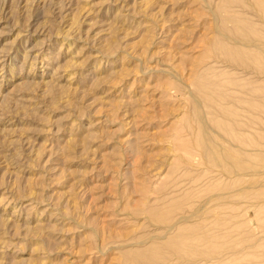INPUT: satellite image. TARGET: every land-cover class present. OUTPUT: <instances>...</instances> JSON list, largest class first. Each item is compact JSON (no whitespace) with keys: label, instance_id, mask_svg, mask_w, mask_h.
Masks as SVG:
<instances>
[{"label":"rangeland","instance_id":"rangeland-1","mask_svg":"<svg viewBox=\"0 0 264 264\" xmlns=\"http://www.w3.org/2000/svg\"><path fill=\"white\" fill-rule=\"evenodd\" d=\"M0 264H264V0H0Z\"/></svg>","mask_w":264,"mask_h":264},{"label":"bare ground","instance_id":"bare-ground-1","mask_svg":"<svg viewBox=\"0 0 264 264\" xmlns=\"http://www.w3.org/2000/svg\"><path fill=\"white\" fill-rule=\"evenodd\" d=\"M243 45V44H242Z\"/></svg>","mask_w":264,"mask_h":264}]
</instances>
